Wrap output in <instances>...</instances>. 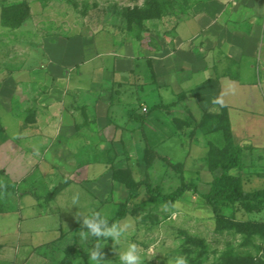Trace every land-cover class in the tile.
<instances>
[{
	"label": "rangeland",
	"instance_id": "1",
	"mask_svg": "<svg viewBox=\"0 0 264 264\" xmlns=\"http://www.w3.org/2000/svg\"><path fill=\"white\" fill-rule=\"evenodd\" d=\"M144 1L0 0V11L3 6L22 2L29 6V15L14 28L0 20V82L4 81L5 86L0 89V264H56L67 245L88 254L93 238L86 239L81 233L86 228L76 214L98 210L110 217L124 200L125 187L111 180L106 169L99 183L86 180L71 184L60 195L54 193L57 185H67L69 181L61 175L63 170L50 168L40 156L33 157L25 149L36 145V136H44L34 122L45 119L43 95L50 77L55 79L60 58L68 57L74 62L78 51L90 46L93 36L102 30L118 38L133 37L146 49H155L162 36H171L170 30L188 10L185 7L210 0H170L175 3H168L164 8L167 14L162 12L158 17L145 15L153 7H146ZM14 71L18 72L17 81L12 78ZM232 114L235 116L237 112L234 110ZM155 115H160V111ZM150 123V127H140L135 133L138 138L144 133L149 137L153 134L152 138L160 137V121L152 119ZM101 129L104 139H112L109 127ZM184 139L172 136L157 144L158 157L149 167L143 160L134 163L130 159L128 164L134 178L147 177L163 191H170L181 179L192 180L196 181L198 193L206 192L211 173L194 176L186 171L184 174L183 169L168 164L183 160L188 164L193 160L186 153L187 139L191 138ZM114 147L112 162L116 167H126L128 155L119 144ZM260 169L264 170V160L251 157L245 159L243 168L233 173L241 176L244 189L251 190L264 187V173L257 172ZM146 198L141 189L135 202H145L136 209L130 206L126 217L119 221L131 224V241L145 249L153 244L157 246L160 252L146 264H171V258L177 254L193 264H264V239L254 235L249 244L244 243L245 235L234 227L216 232L214 214L197 193L185 192L171 208ZM73 201L76 206H72ZM223 213L236 221L261 222L264 203L260 210L251 211L239 204L229 205ZM102 251L108 260L106 264H119L111 238ZM228 251L231 255H225ZM73 264H90L89 256L77 255Z\"/></svg>",
	"mask_w": 264,
	"mask_h": 264
},
{
	"label": "crops",
	"instance_id": "2",
	"mask_svg": "<svg viewBox=\"0 0 264 264\" xmlns=\"http://www.w3.org/2000/svg\"><path fill=\"white\" fill-rule=\"evenodd\" d=\"M170 34L155 49H146L133 37L102 30L78 51L77 60L60 58L57 81L50 77L43 95L45 119L34 122L44 136L25 149L63 170L69 181L58 195L71 184L99 183L103 169L111 175L115 144L132 168L129 160L140 162L148 144L155 150L172 136H188L186 153L193 162H176H182L184 174L209 172L204 161L209 134L200 126L206 112L223 108L243 163L251 157L264 160V0L196 3ZM17 73H12L16 81ZM152 119L160 121V137L144 133L138 138L135 133L150 127ZM103 126L111 129L112 139L103 138Z\"/></svg>",
	"mask_w": 264,
	"mask_h": 264
},
{
	"label": "trees",
	"instance_id": "3",
	"mask_svg": "<svg viewBox=\"0 0 264 264\" xmlns=\"http://www.w3.org/2000/svg\"><path fill=\"white\" fill-rule=\"evenodd\" d=\"M158 1L159 0L144 1L146 7H153L152 12H146L145 15L147 17H158L159 15H163L162 12L167 14V12L164 11L165 6H167L168 3L170 5L175 3V1L170 0H160L159 5ZM176 5L178 6L180 4ZM193 5L188 6L187 8L185 7V9L189 10ZM188 10L185 13H187ZM179 12H182V9H180ZM28 15L29 6L27 3L22 2L19 4L3 6L0 11V20L3 25L14 28L18 26ZM158 106L159 104H155L150 108V110ZM150 110H148L147 114ZM145 115L141 116L140 120H143ZM200 127L209 134L208 150L204 158L206 166L212 175L208 190L206 192L198 193L195 181H184L181 179L176 187L170 191H163L157 185H153L147 177L141 180L135 179L132 175L131 167L127 166L121 168L114 167L112 165V179L121 183L125 187L127 193L124 200L117 204L115 213L109 218L114 222H119L126 217L127 213L130 211V206H133V209L142 206L145 200L135 202L141 189H143L147 195L146 199L148 201L161 203L165 207L170 208L174 206V203L179 200L185 192L191 190L192 192L197 193L203 200V203L206 206H209L213 212L216 232H222L223 229H230L234 227L237 231L245 235L244 243L249 244L250 238L254 235H258L264 239V221H236L226 217L223 213V210L228 208L229 205L239 204L246 210L251 211L253 208L260 210L261 205L264 203V187L246 190L243 187L241 176L237 173H233V171L243 168L244 163L242 159V147L234 140L226 109L223 108L221 111L216 113L206 112ZM157 157L158 154L152 146H145L142 160L146 167L151 166ZM168 164L172 167L180 169L182 167V162H168ZM64 185L65 184L57 185L54 193L59 192ZM95 212L99 211L92 210L88 214H93ZM93 243L94 242L92 241V245ZM228 254L231 255V252L228 251L227 254L225 253V255ZM77 255H82L86 258L89 256V252L87 254L78 250L73 245H67L63 250V256L56 264H73ZM188 264L193 263L188 262Z\"/></svg>",
	"mask_w": 264,
	"mask_h": 264
},
{
	"label": "clouds",
	"instance_id": "4",
	"mask_svg": "<svg viewBox=\"0 0 264 264\" xmlns=\"http://www.w3.org/2000/svg\"><path fill=\"white\" fill-rule=\"evenodd\" d=\"M72 206H76L73 201ZM82 218V226L86 228L81 233L86 239L94 238V242L89 251L90 264H106L102 251L108 238L113 242V248L117 253L119 264H146L157 252L155 244L148 248H143L139 244L130 240V223H120L112 221L108 215L100 212L86 214L79 212L76 214ZM171 264H188L187 258L182 254H177L171 258Z\"/></svg>",
	"mask_w": 264,
	"mask_h": 264
},
{
	"label": "built area",
	"instance_id": "5",
	"mask_svg": "<svg viewBox=\"0 0 264 264\" xmlns=\"http://www.w3.org/2000/svg\"><path fill=\"white\" fill-rule=\"evenodd\" d=\"M142 109H143V111H146V108L145 107H143Z\"/></svg>",
	"mask_w": 264,
	"mask_h": 264
}]
</instances>
